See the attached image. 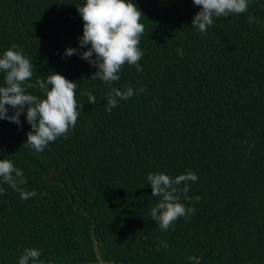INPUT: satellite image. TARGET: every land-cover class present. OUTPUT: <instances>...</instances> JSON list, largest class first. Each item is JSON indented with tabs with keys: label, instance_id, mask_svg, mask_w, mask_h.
Masks as SVG:
<instances>
[{
	"label": "trees",
	"instance_id": "trees-1",
	"mask_svg": "<svg viewBox=\"0 0 264 264\" xmlns=\"http://www.w3.org/2000/svg\"><path fill=\"white\" fill-rule=\"evenodd\" d=\"M132 2L144 14L143 70L123 66L112 87L136 94L108 113L110 86L91 79L98 69L64 56L80 48L85 0H0V56L18 45L33 65L27 83L54 70L77 83L82 108L68 138L40 153L23 148L26 113L21 125L0 120V159H11L27 179L22 187L38 193L22 200L0 183V264H18L25 248L40 250L44 264L98 260L93 225L109 261L264 264V0L214 17L206 35L192 28L200 10L193 0ZM27 92L43 98L38 87ZM189 170L198 180L187 196L201 199L181 202L196 212L163 231L150 216L160 198L147 175Z\"/></svg>",
	"mask_w": 264,
	"mask_h": 264
},
{
	"label": "clouds",
	"instance_id": "clouds-1",
	"mask_svg": "<svg viewBox=\"0 0 264 264\" xmlns=\"http://www.w3.org/2000/svg\"><path fill=\"white\" fill-rule=\"evenodd\" d=\"M193 3L200 10L193 18L192 28L202 35L207 34L214 17L243 14L249 7V0H193ZM77 11L83 21L80 48L68 47L64 56L79 54L98 69L91 79L110 86L105 109L111 113L120 100H127L136 94L132 87L121 90L112 85L120 79L119 73L126 63L135 66L137 71L143 70L139 61L144 56L140 48L145 30L141 23L144 14L132 0H85L82 6L77 7ZM248 22L251 24L257 20L249 15ZM85 47L87 50L81 51ZM18 48V45L13 44L0 56V72L4 73V85L0 86V120L21 125L20 117L26 113L31 130L27 133L23 148L40 153L58 138L67 139L75 128L82 109L76 100L77 83L54 70H50L46 79H37L34 84L27 83L33 76V65ZM37 87L43 98L27 92V88ZM146 90V87H141L139 92ZM82 94L88 97V103H96L92 93ZM9 107L12 109L11 115ZM197 180V174L191 170L175 177L164 173L147 175L152 196L160 198L151 208L150 216L163 231H167L179 218L187 220L195 214V207H186L181 202V195L193 204L199 202V196L194 199L187 196L190 191L188 182ZM0 183L9 185L22 200L38 195L36 191L22 187L27 184L24 172L9 158L0 159ZM181 184L183 188H180ZM3 194L4 190L0 188V195ZM41 255V251L36 248H25L18 264H44Z\"/></svg>",
	"mask_w": 264,
	"mask_h": 264
},
{
	"label": "water",
	"instance_id": "water-1",
	"mask_svg": "<svg viewBox=\"0 0 264 264\" xmlns=\"http://www.w3.org/2000/svg\"><path fill=\"white\" fill-rule=\"evenodd\" d=\"M92 236L94 239V246H95V251L97 253L98 256V260L95 261H88V262H82V263H78V264H132V263H127V262H122V261H109L103 258L100 248H99V244H98V240L95 234V225H93L92 227Z\"/></svg>",
	"mask_w": 264,
	"mask_h": 264
}]
</instances>
